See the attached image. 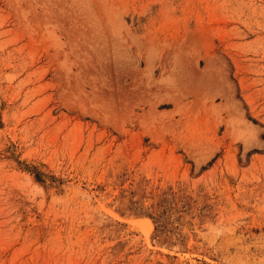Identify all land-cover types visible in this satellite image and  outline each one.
Wrapping results in <instances>:
<instances>
[{"label": "rangeland", "instance_id": "obj_1", "mask_svg": "<svg viewBox=\"0 0 264 264\" xmlns=\"http://www.w3.org/2000/svg\"><path fill=\"white\" fill-rule=\"evenodd\" d=\"M0 264H264V0H0Z\"/></svg>", "mask_w": 264, "mask_h": 264}]
</instances>
